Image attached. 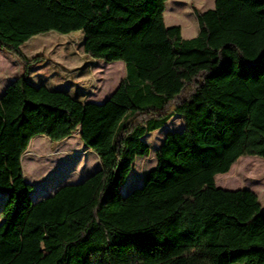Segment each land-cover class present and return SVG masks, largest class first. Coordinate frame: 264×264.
Returning <instances> with one entry per match:
<instances>
[{
	"label": "trees",
	"instance_id": "trees-1",
	"mask_svg": "<svg viewBox=\"0 0 264 264\" xmlns=\"http://www.w3.org/2000/svg\"><path fill=\"white\" fill-rule=\"evenodd\" d=\"M167 0H0V48L24 71L0 96V264H264V207L216 184L244 156L264 160V0L194 6L199 31L166 25ZM84 34L83 51L126 74L101 103L29 79L24 42ZM178 115L156 164L122 188L144 136ZM100 166L32 199L22 155L44 134L74 132Z\"/></svg>",
	"mask_w": 264,
	"mask_h": 264
},
{
	"label": "rangeland",
	"instance_id": "rangeland-1",
	"mask_svg": "<svg viewBox=\"0 0 264 264\" xmlns=\"http://www.w3.org/2000/svg\"><path fill=\"white\" fill-rule=\"evenodd\" d=\"M215 0H167L164 13L166 25H180L185 38L197 35L199 25L193 7L200 10L213 8ZM84 34L81 31L61 33L50 30L34 35L23 43L28 56H43L30 66L29 79L51 88L69 92L86 101L102 102L108 98L126 74L122 61L109 63L94 59L83 51ZM24 63L15 54L0 48V90L9 78L20 75ZM183 120L175 115L161 128L144 136L150 145L147 157H138L122 188L130 192L139 184L136 180L156 164L155 151L169 130L182 128ZM25 180L33 185L32 199L42 189L47 195L62 184L82 181L100 166L97 154L86 147L79 132L52 140L44 134L34 136L22 155ZM216 184L225 189L248 188L253 190L264 207V160L259 157H240L230 171L218 174ZM5 194L0 192V223L3 220L2 204Z\"/></svg>",
	"mask_w": 264,
	"mask_h": 264
},
{
	"label": "crops",
	"instance_id": "crops-1",
	"mask_svg": "<svg viewBox=\"0 0 264 264\" xmlns=\"http://www.w3.org/2000/svg\"><path fill=\"white\" fill-rule=\"evenodd\" d=\"M18 75H16V76H14V77H12V78H9L7 81H6V83L5 84H3V86H2V88H1V90H0V96L4 93V91H5V88L7 87V85L8 84H10L16 77H17ZM112 94V93H111ZM144 158V157H143ZM141 182V177H139L137 180H136V183H140ZM57 188H55L54 190H52L51 191V193H53L55 190H56ZM45 190H47V189H42V191L38 194V197H36L35 198V200H38V199H40V198H42V197H45V196H47V191H45ZM50 193V194H51Z\"/></svg>",
	"mask_w": 264,
	"mask_h": 264
},
{
	"label": "water",
	"instance_id": "water-1",
	"mask_svg": "<svg viewBox=\"0 0 264 264\" xmlns=\"http://www.w3.org/2000/svg\"><path fill=\"white\" fill-rule=\"evenodd\" d=\"M106 99H108V98H106ZM105 101V100H104ZM91 102H95V101H91ZM103 102V101H102ZM96 103H99V102H96ZM101 103V102H100Z\"/></svg>",
	"mask_w": 264,
	"mask_h": 264
}]
</instances>
